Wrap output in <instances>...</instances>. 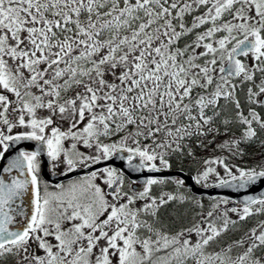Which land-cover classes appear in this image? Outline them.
<instances>
[{
	"label": "snow or ice",
	"instance_id": "6c2138e0",
	"mask_svg": "<svg viewBox=\"0 0 264 264\" xmlns=\"http://www.w3.org/2000/svg\"><path fill=\"white\" fill-rule=\"evenodd\" d=\"M257 184L264 0H0V264H264Z\"/></svg>",
	"mask_w": 264,
	"mask_h": 264
},
{
	"label": "water",
	"instance_id": "95a60500",
	"mask_svg": "<svg viewBox=\"0 0 264 264\" xmlns=\"http://www.w3.org/2000/svg\"><path fill=\"white\" fill-rule=\"evenodd\" d=\"M30 143V142H26ZM117 164L120 162L117 161ZM198 192H203L204 193V198H215V197H225L229 199H239L243 195L246 194H254V195H261L264 193V184H257L254 189L251 190V192H245L241 190L239 193L234 190V189H228V188H209V189H197Z\"/></svg>",
	"mask_w": 264,
	"mask_h": 264
},
{
	"label": "trees",
	"instance_id": "16d2710c",
	"mask_svg": "<svg viewBox=\"0 0 264 264\" xmlns=\"http://www.w3.org/2000/svg\"><path fill=\"white\" fill-rule=\"evenodd\" d=\"M249 156L245 158V161L243 162V164L241 166H251L253 164H255L257 162V160L259 159L258 156V149L257 148H250L249 150ZM207 155V154H205ZM238 163H240L238 161ZM205 200V202L209 201L210 199L208 198H203Z\"/></svg>",
	"mask_w": 264,
	"mask_h": 264
}]
</instances>
